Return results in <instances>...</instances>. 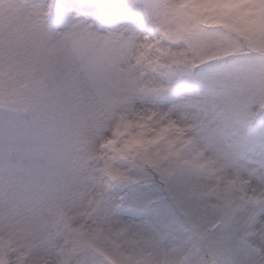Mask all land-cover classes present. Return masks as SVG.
I'll use <instances>...</instances> for the list:
<instances>
[{
    "label": "snow or ice",
    "instance_id": "1",
    "mask_svg": "<svg viewBox=\"0 0 264 264\" xmlns=\"http://www.w3.org/2000/svg\"><path fill=\"white\" fill-rule=\"evenodd\" d=\"M0 264H264V0H0Z\"/></svg>",
    "mask_w": 264,
    "mask_h": 264
}]
</instances>
